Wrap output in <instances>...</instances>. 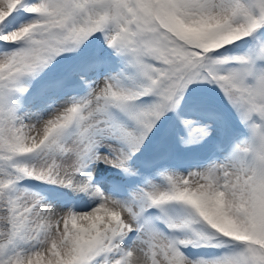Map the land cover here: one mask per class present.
Returning <instances> with one entry per match:
<instances>
[{
  "label": "snow or ice",
  "instance_id": "snow-or-ice-1",
  "mask_svg": "<svg viewBox=\"0 0 264 264\" xmlns=\"http://www.w3.org/2000/svg\"><path fill=\"white\" fill-rule=\"evenodd\" d=\"M20 8L35 19L0 34V41L24 45L0 58V160L16 174L71 186L82 171L98 118L109 107L128 111L139 125V134L122 131L135 152L177 93L197 78L219 85L242 118L251 122L252 137L231 164L186 177L169 176L166 189L147 191L150 206L163 210L180 202L189 207L191 215L171 227L190 230L193 238L177 241L149 234L138 250L119 246L139 216L132 206L100 194V203L87 212L47 217L37 204L13 195L14 178L8 174L0 179V264H94L97 257L112 253L119 257L111 264H264V70L238 57L241 67L221 74L216 65L228 58L213 57L264 27V0H0V26L10 25ZM100 31L108 32L110 47L132 58L145 86L133 92L108 82L39 127L21 122L8 103L9 94L19 90L20 77ZM150 93L160 98L158 103L131 109L134 100ZM73 126L78 139L66 147L61 137ZM37 153L67 154L70 159L32 167L15 162L16 157ZM98 158L125 169L129 157L120 153ZM201 222L213 231L193 227ZM220 236L243 246L212 261H190L180 250L188 244L218 246ZM24 240H34L39 247L28 254H9L10 247Z\"/></svg>",
  "mask_w": 264,
  "mask_h": 264
},
{
  "label": "rangeland",
  "instance_id": "rangeland-1",
  "mask_svg": "<svg viewBox=\"0 0 264 264\" xmlns=\"http://www.w3.org/2000/svg\"><path fill=\"white\" fill-rule=\"evenodd\" d=\"M37 2L38 0H34L32 3ZM34 19L35 16L33 15L18 16L12 20L8 29L2 31V34L5 31L16 30ZM107 36V31L96 32L79 43L77 47L74 46L73 59L67 60L64 56L66 49H64L53 56L37 72L20 77L17 85L19 91L17 93L24 95L22 101L24 105L14 108L18 119L27 125L39 127L66 107L90 98L95 90L102 88L108 82L125 90L138 91L133 84L134 77L124 74L130 67L117 63L112 55L108 53L110 46ZM84 42L85 48L88 50L85 55H82V52L78 48L82 49ZM100 45L104 47L103 50H98ZM16 49L18 48L12 47L6 51H0V58ZM62 63H65L61 72L62 77L65 76L62 73L70 70V65L73 66V71L80 76L66 77L65 81L58 80V78L52 79L55 80L54 86L42 94L41 90L45 79L44 72L53 70L55 66L59 67ZM67 64L69 66H66ZM58 70L55 69L54 72ZM76 82L78 83L76 87L74 85L69 87L65 85L66 83L75 84ZM27 84H31L32 86L26 88L25 85ZM75 90L78 92H74ZM117 108L115 106L109 107L107 113L98 118L92 132L91 148L84 158L82 171L79 175L73 177V184L71 186L32 178L27 179L25 185L21 186V189L15 195H19L18 197L37 204V210H42L45 216L51 218H60L69 211L81 213L91 210L100 203V195L98 193L132 206L139 216L133 222L134 230L119 240L121 250H138L142 247L143 240L149 234L164 236L177 241L190 240V237L188 239L180 236L181 233H184L182 230L172 228L167 223L168 219L166 221L164 214L165 208L161 210L149 205L145 199V193L154 189H166L168 187L169 176L186 177L192 173L206 172L212 168L229 165L237 156L236 153L240 148L233 149L231 147L230 150H227V145L221 146L216 144V141L220 140L221 137L219 136L221 134L220 127L209 122L204 124L199 123L194 125V128L198 129L195 134L198 137L203 136L204 140L199 141L198 144H206L207 148H204L198 154L202 155L207 151H211L210 154L200 161L196 159L186 162L173 160L163 164L164 161L161 158L156 159L155 157H150L149 153L145 150L140 151L142 144L136 146L135 152L131 151L129 145L122 138V131H133L123 127V123L119 120V117L115 116L117 115L115 112ZM118 109L120 110L121 108ZM75 130L76 127L73 126L63 133L61 142L66 147H71L77 141L78 129L76 132ZM206 140L209 142L207 143ZM120 153L127 154L129 157L126 161L125 169L113 167L105 160L98 158H114ZM41 159L43 160L40 161ZM53 159L63 162L68 161L70 156L61 153L27 154L21 156L19 165H27L29 167L41 166ZM143 162H151L152 166L145 169L153 170H142L140 172L139 167H142ZM136 165H139V167ZM144 174L146 175V179H143V183L137 185V188L131 187V179H139ZM89 177H91L90 180ZM85 184L87 187H81V185ZM39 189H43V194ZM148 208L154 209V212L150 215L146 213V209ZM180 221L182 220H173L174 223ZM158 223H161L163 228L165 227L164 230H161L163 228L157 226ZM38 247L39 244L36 241L24 240L23 244L14 253L28 254ZM196 248H198V245L195 248L181 246L180 250L190 261H206L207 258L212 257V255L205 254L201 249ZM219 256L221 255L217 253L213 255L215 260L220 259ZM118 257L119 253L109 254L107 257L102 255L96 258L94 264H105L106 260L107 264H111L112 260Z\"/></svg>",
  "mask_w": 264,
  "mask_h": 264
},
{
  "label": "trees",
  "instance_id": "trees-1",
  "mask_svg": "<svg viewBox=\"0 0 264 264\" xmlns=\"http://www.w3.org/2000/svg\"><path fill=\"white\" fill-rule=\"evenodd\" d=\"M31 1L32 0H27L29 4H31L34 0L32 2ZM31 15L33 14L27 13L23 8H20L16 11V13H14L13 19L17 18L18 16L24 17ZM9 27L10 25L0 26V34H2L3 30L8 29ZM77 45L78 44H70L65 47L66 53L64 56L67 58V60L73 59L74 55H72V53L74 51V46L77 47ZM22 46L24 45L21 42L7 43L0 41V51L9 50L12 47L20 48ZM84 48L85 42L82 49L78 48V50L82 52V55H85L86 51L88 50L87 48ZM110 48L111 49L109 52L112 55L119 58L122 62H125L126 65L130 67L129 70L124 72V74L127 76L132 75V77H134L133 84L138 90L143 88L147 81L140 70L131 62L132 58L126 53L118 52L114 47ZM262 50H264V27L258 28L251 35L215 51L213 53V57L228 58L227 63L216 65L217 70L221 72V74H226L232 69L241 67L239 62L236 60L238 57L251 59L255 70L260 71L264 70V56H262ZM65 63H62L59 66L60 69L63 68ZM55 69L56 66L53 70L47 71V74L45 73L47 76L44 74L46 80H49L52 76H54L53 71ZM25 86L27 88L32 85L27 84ZM17 91L19 90H13L8 96L9 106H11L13 109L15 107H22L24 105L22 102L24 95L17 93ZM142 96H145L146 99L143 101L141 100V102L134 100L131 103L132 110H140L151 107L160 100V98L154 93ZM120 110L118 108L115 109L117 114L115 116L119 117V120H121L123 123V127L131 129L133 133L139 134L140 127L129 114V112L126 110H122L124 111L122 112ZM207 122L220 127V131L222 133L221 136L224 137V140H226V138L236 137L237 140L233 144L234 149L243 148L252 137L251 122H246L242 118L241 110L231 102L219 85L210 79L197 78L187 84L180 92L177 93V95L174 97L172 106L166 109L159 119L155 121L151 130L146 132L141 143V149L150 148L152 140L155 139V142L159 143V145L154 149L156 150L163 146L164 149H160L161 151L171 149L172 158L176 157L182 160L194 157L195 154L198 155V152L202 151L204 148H207L206 144H198L199 141H202V138L195 134L198 129L194 128V125L199 123L204 124ZM76 131L77 128L75 132ZM236 155H238V151ZM20 159L21 156L16 157L15 162L20 164ZM42 160L43 159L40 161ZM8 174H12L14 178V184L12 188L13 195L19 196L15 194H17V192L21 189L20 182L27 179L28 176L16 174L8 162L0 160V179L4 178ZM29 179L32 178L30 177ZM190 215L191 210L186 205L173 207L170 211H168L169 218L173 220H184ZM193 227L204 233L213 231L210 226L203 222L195 224ZM182 231L184 232V237H190V239L193 238L192 231L185 229H182ZM23 242L24 241H18L14 247H10L9 254H13L15 250L23 244ZM217 243L218 246H201L208 247L211 250L216 249L217 247H226L234 250L232 253L238 251L243 246L239 242L232 241L222 236L217 238ZM229 249L225 252V255L230 254L231 250Z\"/></svg>",
  "mask_w": 264,
  "mask_h": 264
},
{
  "label": "bare ground",
  "instance_id": "bare-ground-1",
  "mask_svg": "<svg viewBox=\"0 0 264 264\" xmlns=\"http://www.w3.org/2000/svg\"><path fill=\"white\" fill-rule=\"evenodd\" d=\"M98 193V192H97ZM98 195H100V193H98ZM103 196H105V195H103ZM90 197H92V195H90Z\"/></svg>",
  "mask_w": 264,
  "mask_h": 264
}]
</instances>
